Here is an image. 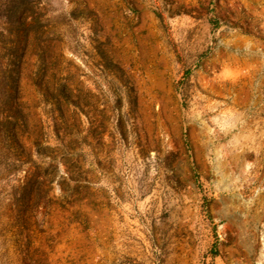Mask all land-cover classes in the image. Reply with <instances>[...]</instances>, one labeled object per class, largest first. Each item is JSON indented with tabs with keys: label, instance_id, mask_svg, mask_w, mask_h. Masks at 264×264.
<instances>
[{
	"label": "rangeland",
	"instance_id": "1",
	"mask_svg": "<svg viewBox=\"0 0 264 264\" xmlns=\"http://www.w3.org/2000/svg\"><path fill=\"white\" fill-rule=\"evenodd\" d=\"M258 241L264 0H0V264H264Z\"/></svg>",
	"mask_w": 264,
	"mask_h": 264
},
{
	"label": "crops",
	"instance_id": "2",
	"mask_svg": "<svg viewBox=\"0 0 264 264\" xmlns=\"http://www.w3.org/2000/svg\"><path fill=\"white\" fill-rule=\"evenodd\" d=\"M240 246H242V247H245L246 246V241L245 240H242V241H240ZM201 246H197V258L199 259V261H200V254H201V248H200ZM257 248H258V257H260L261 256V254H262V252L264 253V243H262L261 244V242H257ZM242 254H240V251H235L234 253H232V254H230V257H231V260L230 261H234L235 260V258L234 257H238V258H240V259H242V257L244 258L245 257V253H244V251H242L241 252ZM227 257H228V255H227Z\"/></svg>",
	"mask_w": 264,
	"mask_h": 264
}]
</instances>
